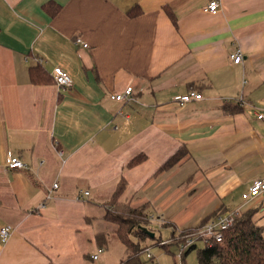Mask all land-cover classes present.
<instances>
[{
    "label": "crops",
    "instance_id": "crops-1",
    "mask_svg": "<svg viewBox=\"0 0 264 264\" xmlns=\"http://www.w3.org/2000/svg\"><path fill=\"white\" fill-rule=\"evenodd\" d=\"M210 1L0 0V229L13 230L0 264H94L127 206L147 207L149 224L159 210L177 231L159 261L175 246L169 262L186 264L179 230L235 210L264 178V0H219L216 14ZM34 66L53 83L34 84ZM189 91L202 99L175 100ZM9 152L27 168H9Z\"/></svg>",
    "mask_w": 264,
    "mask_h": 264
},
{
    "label": "trees",
    "instance_id": "trees-1",
    "mask_svg": "<svg viewBox=\"0 0 264 264\" xmlns=\"http://www.w3.org/2000/svg\"><path fill=\"white\" fill-rule=\"evenodd\" d=\"M166 11L172 18L173 23L177 25V19L173 15V12L169 8H166ZM131 15L135 16L137 14L133 11ZM30 75L31 81L34 84L43 85L53 83L52 79L41 66H34L30 71ZM187 152V148H181L161 166L159 171L177 165V163L186 157ZM141 161L142 158L140 156L136 157L130 165L138 164ZM126 208L130 218L124 220L118 211L113 212L112 218V221L115 222H118L120 218L122 219L121 222L116 224V234L124 243L125 248L128 249L127 259L122 261L121 264H147L148 261L143 259V254L149 248V246L145 245V241L150 236L143 232L141 227H147L149 224L148 208L143 206L138 208L127 206ZM257 211V209L247 211L239 210L235 214L234 224L225 231L224 239L221 242H217L214 239L204 240L205 248H197L196 244L190 245L183 250L184 252L181 256L185 258L191 251L195 250L197 252L198 264H264V228L255 219ZM206 221H204L205 224ZM190 232L192 231L185 230L177 236L175 243L180 247V251L186 243L185 237ZM106 241L105 233L97 236V244L100 249L107 245ZM148 260L151 262L152 256Z\"/></svg>",
    "mask_w": 264,
    "mask_h": 264
},
{
    "label": "built area",
    "instance_id": "built-area-1",
    "mask_svg": "<svg viewBox=\"0 0 264 264\" xmlns=\"http://www.w3.org/2000/svg\"><path fill=\"white\" fill-rule=\"evenodd\" d=\"M220 1L219 0H211L205 10L209 13L216 14L220 10ZM77 43H81L82 39L77 38ZM87 46V44H84ZM231 60L233 62H236V64L241 63L243 60V55L240 51H237L233 54H231ZM52 77L55 81V84L58 85L59 88H67L72 86L73 81L71 76L65 72L64 70H61L60 68H55L52 72ZM133 92L132 87H128L123 93L114 94L112 95V99L122 101V100H128L131 99ZM202 94H199L196 91H189L183 95H179L175 97V100L179 102L180 104H186L188 102H191L193 100H200L202 99ZM259 119H264V113H261L258 115ZM7 165L11 169H24L27 168V165L17 156H14L10 152L8 153V161ZM58 184H54V187H57ZM84 196L89 195V191H83L82 192ZM264 193V178L256 179L253 181V183L250 185L248 190L242 194V199L245 201L251 200L252 198L256 196H260ZM239 210H232L228 211L222 215L217 216L216 218L210 219L206 224L200 228L193 229L192 232L187 234L185 237L186 243L182 246L181 252L179 254V257L181 258V255L183 254V250L190 245L196 244L197 241H204L207 239H214L217 242H221L224 239L225 231H227L233 224L235 219V214ZM12 227L11 226H4L0 229V237L1 239L6 242L9 237L12 234ZM102 249L99 250L101 252ZM149 249H147L146 252L149 253ZM151 254L149 253V257ZM93 260L98 259V254L92 255Z\"/></svg>",
    "mask_w": 264,
    "mask_h": 264
},
{
    "label": "rangeland",
    "instance_id": "rangeland-1",
    "mask_svg": "<svg viewBox=\"0 0 264 264\" xmlns=\"http://www.w3.org/2000/svg\"><path fill=\"white\" fill-rule=\"evenodd\" d=\"M242 193H243L242 189H240L238 191V194H236L237 196L233 197V202L230 203L229 206H237L238 205L237 207H235L236 208L235 210H240V208H242V211H247L250 209H257L258 211L255 214V219L258 221L259 225L264 228V209L262 210V207H264V204L261 206L260 204H256L255 202L251 203L252 201L244 203V200H242ZM239 206H240V208H239ZM151 211L155 215L156 218L150 224L147 225V228L150 231L154 232L155 237L154 238L150 237V238L146 239L145 245L150 246L149 253L151 255H153V257H152V260L150 262L148 260L149 253L145 252L143 254V259L148 261L147 264H171L169 262V258H172L171 254L175 253L176 247L174 246V249H172L170 253L167 252V255L169 256V258H168V256H163L160 258V261H159V253H165L166 251L163 247L159 246L158 244H161L162 240L165 241L168 238L172 237L171 236L172 231H174L175 234L177 231H176V229H174L173 226L165 225L163 222H161L160 219H158V217H161L159 210L153 209ZM118 212L121 215V217L124 218V220H126L127 218H130V215L128 214L126 207L120 208ZM121 220L122 219L120 218V220L118 222L114 221V223H111L110 225L114 227V225L121 222ZM201 225H199L198 227H195L193 229L199 228ZM116 228H117V226H116ZM193 229L190 228V229H185V230L186 231H188V230L192 231ZM105 233H106V238H107V241H106L107 245L102 248V251L99 253V259L96 260L94 262V264H121L122 261L127 259V256H128L127 250L128 249L125 248V245L121 241L119 236L116 235V233H113L111 231V228H110V230H108V232H105ZM178 234H180V230H179ZM159 239H161V240H159ZM157 240H159V241H157ZM196 244L198 246L197 248H200V249L206 247L203 241H197ZM171 245H173V244H171ZM97 250L98 249H96V253H97ZM92 254H94V253L92 252ZM176 261H177L176 263L181 264L180 259H178V260L176 259ZM186 264H198L197 252L195 250L187 255Z\"/></svg>",
    "mask_w": 264,
    "mask_h": 264
},
{
    "label": "water",
    "instance_id": "water-1",
    "mask_svg": "<svg viewBox=\"0 0 264 264\" xmlns=\"http://www.w3.org/2000/svg\"><path fill=\"white\" fill-rule=\"evenodd\" d=\"M142 231L148 234L151 238L155 237L154 232L150 231L147 227H141Z\"/></svg>",
    "mask_w": 264,
    "mask_h": 264
}]
</instances>
